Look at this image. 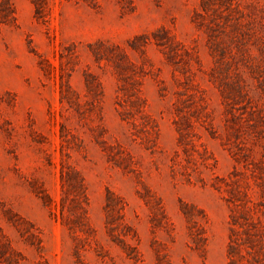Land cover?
<instances>
[{
    "label": "rangeland",
    "instance_id": "obj_1",
    "mask_svg": "<svg viewBox=\"0 0 264 264\" xmlns=\"http://www.w3.org/2000/svg\"><path fill=\"white\" fill-rule=\"evenodd\" d=\"M0 264H264V0H0Z\"/></svg>",
    "mask_w": 264,
    "mask_h": 264
},
{
    "label": "trees",
    "instance_id": "obj_2",
    "mask_svg": "<svg viewBox=\"0 0 264 264\" xmlns=\"http://www.w3.org/2000/svg\"><path fill=\"white\" fill-rule=\"evenodd\" d=\"M259 233H260V232H259ZM238 246H239V241L232 242V243H231V246H230V250H232V252H233L234 249L238 248ZM232 252L230 251V253H232ZM232 261H233L234 263H236V260L232 259Z\"/></svg>",
    "mask_w": 264,
    "mask_h": 264
}]
</instances>
